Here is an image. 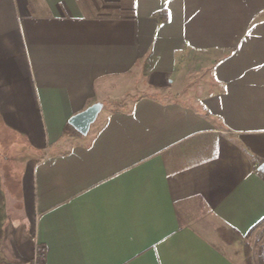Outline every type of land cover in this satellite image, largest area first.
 Segmentation results:
<instances>
[{
	"label": "crops",
	"instance_id": "0c3cea01",
	"mask_svg": "<svg viewBox=\"0 0 264 264\" xmlns=\"http://www.w3.org/2000/svg\"><path fill=\"white\" fill-rule=\"evenodd\" d=\"M0 131L5 262L36 236L43 264H243L221 235L264 219V0H0Z\"/></svg>",
	"mask_w": 264,
	"mask_h": 264
},
{
	"label": "rangeland",
	"instance_id": "374dc122",
	"mask_svg": "<svg viewBox=\"0 0 264 264\" xmlns=\"http://www.w3.org/2000/svg\"><path fill=\"white\" fill-rule=\"evenodd\" d=\"M198 57V55L197 54H194L193 56H191V58H190V60L188 59L187 60V62H181L182 63V65L180 66V68L178 69V70H186L187 68L189 69V70H196L197 71V74L195 75V76H193V81H197V82H203L204 81V78H206L207 77V71H205V73H203V66H206L205 64L207 63V62H204V60L202 59V60H199V59H196V57ZM201 56V55H200ZM185 64L187 65V67L185 66ZM187 69V70H188ZM201 75V76H200ZM190 77H192V75H190ZM194 78H196V79H194ZM139 93V92H138ZM137 95V94H136ZM99 116H100V114H99ZM5 137H6V135L3 133V132H1L0 131V142H2L3 143V141L4 142H6V140H5ZM14 145H16L15 146V149L17 150L18 149V152L19 153H23V151H24V149L23 148H21V147H18L19 145H22V143H23V140H21V139H19V138H17V139H14ZM2 143H1V145H2ZM0 173H2V176H1V179H2V183L4 184V185H9V184H11V179L9 178V175L8 176H4V174H8L9 173V171H7V172H4L3 170H1L0 171ZM7 177V178H6ZM7 226H9V227H7ZM7 227V228H6ZM5 228L7 229V230H9V231H13L15 228L14 227H12V222L11 223H9V222H7L6 223V226H5ZM224 236V239H232L233 237H231L230 235H228V238L226 237V235H223ZM264 239V223L261 225V226H259V227H257L253 232H251L250 234H249V236L247 237V238H245V239H242V240H239L238 239V241H236V239H235V241L234 242H238L237 243V247H236V250L235 251H239L238 249H241L242 248V251H243V248H244V243H247V244H249L250 245V247H251V249H252V252H254L255 250H256V248L258 247V246H260V244H261V241ZM224 241V240H223ZM2 242H3V240H2ZM225 242V241H224ZM226 243V242H225ZM7 244H8V241H7ZM234 243L233 242H231V244H228V245H233ZM3 245V244H2ZM1 245V246H2ZM3 247V246H2ZM5 247H6V249H7V246L5 245V241H4V247H3V249H5Z\"/></svg>",
	"mask_w": 264,
	"mask_h": 264
},
{
	"label": "trees",
	"instance_id": "16d2710c",
	"mask_svg": "<svg viewBox=\"0 0 264 264\" xmlns=\"http://www.w3.org/2000/svg\"><path fill=\"white\" fill-rule=\"evenodd\" d=\"M166 18L163 19H159V22H163L165 21ZM72 127L67 124L65 129L67 132L68 129H71ZM0 162H1V155H0ZM263 173V172H262ZM7 212H6V199H5V193H4V189L2 186V182H1V175H0V264H12L9 262H5V259L1 256V245H2V240L4 237V230H5V226H6V222H7ZM264 223V219L261 220L260 222H258L252 229L251 232H253L257 227L261 226ZM250 232V233H251ZM249 233V234H250ZM223 235H226V237L228 238V235H230L229 233H223ZM221 235V237L224 240V236ZM249 235L245 236V237H240L238 235H234V237L232 239H225L224 241L227 244H231V242L234 243L235 239L236 241L242 240L247 238ZM243 264H264V252H263V246L260 245L256 248V250L254 252H252V249L250 247L249 244L244 243V248H243Z\"/></svg>",
	"mask_w": 264,
	"mask_h": 264
},
{
	"label": "water",
	"instance_id": "95a60500",
	"mask_svg": "<svg viewBox=\"0 0 264 264\" xmlns=\"http://www.w3.org/2000/svg\"><path fill=\"white\" fill-rule=\"evenodd\" d=\"M102 108L101 103H94L87 108L73 114L68 119V124L73 127L78 133L86 134L89 130L90 125L95 121L98 113ZM264 170V164H261L259 171Z\"/></svg>",
	"mask_w": 264,
	"mask_h": 264
},
{
	"label": "built area",
	"instance_id": "2783aa9c",
	"mask_svg": "<svg viewBox=\"0 0 264 264\" xmlns=\"http://www.w3.org/2000/svg\"><path fill=\"white\" fill-rule=\"evenodd\" d=\"M264 180V178H263ZM32 253L30 260L27 263H12V264H43L45 260V248L38 241L36 236L32 238Z\"/></svg>",
	"mask_w": 264,
	"mask_h": 264
}]
</instances>
